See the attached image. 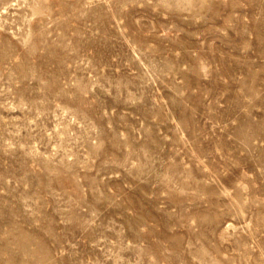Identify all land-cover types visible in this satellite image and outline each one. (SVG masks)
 <instances>
[{"label":"rangeland","instance_id":"obj_1","mask_svg":"<svg viewBox=\"0 0 264 264\" xmlns=\"http://www.w3.org/2000/svg\"><path fill=\"white\" fill-rule=\"evenodd\" d=\"M0 264H264V0H0Z\"/></svg>","mask_w":264,"mask_h":264}]
</instances>
